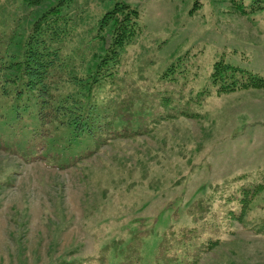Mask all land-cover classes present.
I'll return each mask as SVG.
<instances>
[{"label":"rangeland","instance_id":"1","mask_svg":"<svg viewBox=\"0 0 264 264\" xmlns=\"http://www.w3.org/2000/svg\"><path fill=\"white\" fill-rule=\"evenodd\" d=\"M112 1L75 4L95 17ZM128 1L144 28L124 51L133 76L123 82L141 91L147 84L167 100L155 109L147 96L136 100L137 116L152 110L146 126L164 116L149 132L116 136L58 166L44 151L23 153L24 119L1 104L0 264H92L101 245L115 238L126 248L133 232L134 264H264V88L216 93L221 81L210 83L216 60L242 69L237 77L264 76V9L241 14L231 0ZM26 9L22 0H0V20L12 28ZM178 109L192 114L167 115ZM207 237L219 242L197 251Z\"/></svg>","mask_w":264,"mask_h":264},{"label":"trees","instance_id":"2","mask_svg":"<svg viewBox=\"0 0 264 264\" xmlns=\"http://www.w3.org/2000/svg\"><path fill=\"white\" fill-rule=\"evenodd\" d=\"M46 1L22 0L27 9L15 17L12 28L6 25L8 18L0 20V105L7 103V113H17L24 119L27 129L22 134L23 153L33 157L44 151L53 156V164L62 166L74 156L94 152L116 136L151 131L164 115L155 113L152 127L146 126L150 119L146 120V113L151 117L152 110L144 106L137 116L136 100L147 96L155 102L154 109L163 107L167 100L159 95L162 92L150 91L147 84L141 91L140 84L130 89L123 82L133 76L123 68L124 51L143 31L140 10L128 0H113L110 7L93 17L75 0ZM231 5L246 14L264 9V0H231ZM172 66L167 69L172 70ZM167 69L159 76L169 74ZM241 70L216 60L210 72V83L221 81L214 88L216 93L264 88L263 75L248 70L247 75L237 77ZM209 93L204 87L203 94ZM180 114L192 113L178 109L167 115ZM72 152L75 154L70 156ZM136 236L133 232L126 248L121 249L113 238L100 246V255L94 260L100 264H134L129 252L134 251ZM179 241L176 239L177 244ZM218 242L207 237L197 251H207ZM88 259L61 258L60 264H90Z\"/></svg>","mask_w":264,"mask_h":264}]
</instances>
